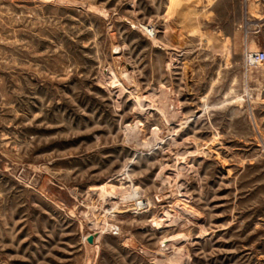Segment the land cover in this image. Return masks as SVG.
<instances>
[{
    "label": "rangeland",
    "instance_id": "374dc122",
    "mask_svg": "<svg viewBox=\"0 0 264 264\" xmlns=\"http://www.w3.org/2000/svg\"><path fill=\"white\" fill-rule=\"evenodd\" d=\"M258 50L259 0H0V264H264Z\"/></svg>",
    "mask_w": 264,
    "mask_h": 264
},
{
    "label": "built area",
    "instance_id": "2783aa9c",
    "mask_svg": "<svg viewBox=\"0 0 264 264\" xmlns=\"http://www.w3.org/2000/svg\"><path fill=\"white\" fill-rule=\"evenodd\" d=\"M259 1H264V0H259ZM250 59H254L256 61H263L264 60V51L258 50L250 54L249 56Z\"/></svg>",
    "mask_w": 264,
    "mask_h": 264
},
{
    "label": "bare ground",
    "instance_id": "6f19581e",
    "mask_svg": "<svg viewBox=\"0 0 264 264\" xmlns=\"http://www.w3.org/2000/svg\"><path fill=\"white\" fill-rule=\"evenodd\" d=\"M144 27V26H143ZM153 29V28H152ZM148 31H150V29L148 30ZM150 33H151V31H150ZM104 191V190H103ZM130 195V194H129ZM140 202V201H139ZM138 202V203H139ZM144 203V202H143ZM149 203H150V201H149ZM163 203V202H162ZM135 204V203H134ZM141 204V203H140ZM139 208V207H138ZM146 208V207H145ZM165 214H167V212L165 213ZM157 215V214H156ZM168 217V216H167ZM176 222V221H175ZM97 223V222H96ZM160 224H161V222H160ZM103 228V227H102ZM100 229V228H99ZM103 231V230H102ZM89 233V232H88ZM98 234V233H97ZM96 235V234H95ZM98 237V236H97ZM86 239V238H85ZM164 263V262H163Z\"/></svg>",
    "mask_w": 264,
    "mask_h": 264
},
{
    "label": "water",
    "instance_id": "95a60500",
    "mask_svg": "<svg viewBox=\"0 0 264 264\" xmlns=\"http://www.w3.org/2000/svg\"><path fill=\"white\" fill-rule=\"evenodd\" d=\"M87 240H88L89 242H92V241H93V236H92V235H88Z\"/></svg>",
    "mask_w": 264,
    "mask_h": 264
}]
</instances>
